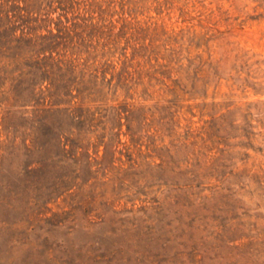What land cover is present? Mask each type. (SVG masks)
<instances>
[{
  "label": "rangeland",
  "instance_id": "374dc122",
  "mask_svg": "<svg viewBox=\"0 0 264 264\" xmlns=\"http://www.w3.org/2000/svg\"><path fill=\"white\" fill-rule=\"evenodd\" d=\"M0 264H264V0H0Z\"/></svg>",
  "mask_w": 264,
  "mask_h": 264
},
{
  "label": "trees",
  "instance_id": "16d2710c",
  "mask_svg": "<svg viewBox=\"0 0 264 264\" xmlns=\"http://www.w3.org/2000/svg\"><path fill=\"white\" fill-rule=\"evenodd\" d=\"M29 46V45H32V43H31V40H28L26 43H25V46ZM34 45V44H33ZM47 59V61H49L50 59H51V57H49V58H46ZM46 59H45V61H46ZM61 62L59 61V64H60ZM58 63H51V64H49V67L50 68H57V70H61V68H59L58 66ZM44 68V67H43ZM39 70V69H38Z\"/></svg>",
  "mask_w": 264,
  "mask_h": 264
}]
</instances>
